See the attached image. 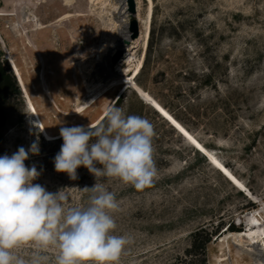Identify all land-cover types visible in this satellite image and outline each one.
Listing matches in <instances>:
<instances>
[{
	"label": "rangeland",
	"instance_id": "obj_1",
	"mask_svg": "<svg viewBox=\"0 0 264 264\" xmlns=\"http://www.w3.org/2000/svg\"><path fill=\"white\" fill-rule=\"evenodd\" d=\"M110 2L116 5H109L113 13L105 18L91 0H78L73 8L63 0H46L40 7L20 1V14L0 16L1 60L17 80L15 63L24 80L22 86L17 80L20 94L7 104L0 156H11L19 147L27 150L38 139L39 154L29 153L24 162L41 173L33 183L49 192L65 188V208L86 206L91 193L82 189L92 187L96 177L83 166L75 180L55 171L53 160L63 144L59 131L96 124L115 105L153 124L157 169L153 184L142 190L118 178H97L118 202L111 212L112 234L129 240L117 264H191L199 258L206 264H264L259 244L229 239V247L224 242L229 231L246 229L251 212L258 211L264 224V0H134L135 13L128 0ZM3 8L0 0V12ZM68 11L74 16L63 19ZM132 19L138 46L132 57L122 50L113 62L115 46L131 45L121 35L130 32ZM129 58L134 66L141 63L136 78L78 112L94 94L92 86L110 80ZM137 88L177 117L242 186L143 100ZM202 228L217 233L205 248L194 249L193 234ZM207 236L202 232L198 245ZM15 254L55 264L58 249L26 242Z\"/></svg>",
	"mask_w": 264,
	"mask_h": 264
},
{
	"label": "clouds",
	"instance_id": "obj_2",
	"mask_svg": "<svg viewBox=\"0 0 264 264\" xmlns=\"http://www.w3.org/2000/svg\"><path fill=\"white\" fill-rule=\"evenodd\" d=\"M104 116L106 123L61 127L63 144L53 160L55 171L73 180L81 166L96 177L92 187L82 189L91 193L86 206L65 208V188L49 192L33 183L41 173L24 162L29 153L39 154L38 139L27 150L19 147L11 156H0V264H42L44 257L26 260L15 254L26 242L58 249L55 264H117L129 240L112 234L111 212L118 202L97 178H118L137 190L151 186L157 177L155 132L148 119L125 115L115 105Z\"/></svg>",
	"mask_w": 264,
	"mask_h": 264
},
{
	"label": "bare ground",
	"instance_id": "obj_3",
	"mask_svg": "<svg viewBox=\"0 0 264 264\" xmlns=\"http://www.w3.org/2000/svg\"><path fill=\"white\" fill-rule=\"evenodd\" d=\"M16 1H17V3H16ZM16 1L13 2L14 3L13 4L11 2V0H3L4 8L1 10L0 16H16V15L20 14L19 13L20 12L19 11V3H20V1L33 2L35 7H40L46 0H16ZM110 1L111 0H101L100 2H98L97 0H91L92 3L94 2V4H98L99 5V8H100V12L99 13H100V16H102L103 18H105V15L109 14V16H110V13H113L112 10L109 9V5H112L114 7L116 5V3H114V2L111 3ZM77 2H78V0H63V5L65 7H68V8H73V7L76 6ZM152 13H153V5L151 3L150 7L148 9V15H147L148 22H149V19L152 16ZM72 16H74L72 14V11H68V12H66L64 14L63 19H68V18H70ZM111 20H113V19H111ZM116 23L117 22L113 21V25L112 26L114 27L116 25ZM148 28H149V26H147L146 29H148ZM130 35H131V33L129 31H127V30H125L123 32V34L121 35L122 39H125V40L127 39L128 41H131V45L130 46H128V45L124 46V44H118L117 46L114 47L113 51L117 50V49H121V50L127 52V53L125 52L126 53L125 57H128V56L132 57V54H133L132 49L138 46L139 39H136L137 37L132 39ZM123 47H125V48L123 49ZM14 66H15V69H14L13 66H12V68H13V70L15 72L17 80L19 81V84L24 83V80H23V77H22V74H21L19 68L17 67V65L15 63H14ZM133 66H134L133 58H129L128 59L127 64H126L125 67H123L122 64L119 63L117 65V67H118V70L116 72L117 74H115L110 80H107V82H105V83H102V82L98 81L99 82L98 84H94V86H92L94 88L92 90L91 89L90 90L94 91V94L92 95L91 94L92 92L90 93L92 97L87 102L81 104L78 107V112H81V111L85 110L90 104H92L93 102H95L98 99H100L101 97H103L105 94H107L113 88H116V87L121 86V85H125L132 78L135 79L136 76L140 73L141 63L139 62L134 67ZM131 70H132V75L129 74V72ZM107 77L108 78L110 77L109 74L107 75ZM137 89H138L137 90L138 94L141 95V98L143 100H145L148 104H150L176 130H178L186 139H188L189 142L195 148H197L202 154H204L209 159V161L212 164L216 163L218 166H220L221 169H224V171L226 170L227 173H229L230 177H232L237 182V184L242 186L240 181L237 179V177L231 171H229L227 169V167L224 166L221 163V161L205 145H203L201 143V141L196 139L191 134V132L173 114H171L160 102H158L154 97H152L150 95V93H147V91L141 90L140 88H137ZM33 108H34V110H36V108L34 106H33ZM34 112H36V111H34ZM169 117L171 119H169ZM177 125H179V127H177ZM181 129H183V131H181ZM43 133H44V130H43ZM43 135L45 136V138H47L45 133ZM188 137H191V139H189ZM48 138L51 139V137H48ZM193 141H195V143H193ZM217 165H215V166H217ZM217 168H219V167H217ZM248 193L250 194V192H248ZM251 196L253 197V195H251ZM257 212L258 211L251 212V213L247 214V216H245V218H246L245 219L246 229L241 230V231H229L228 234H230V235H226V237L224 239V242L226 241L229 247H230L229 239H232V240H234L236 242H240V243L246 242L248 245H253V244L257 243V244H259L261 246V249L264 250V224H260L259 223V218H258ZM226 234H227V232H226ZM256 264H258V263L256 262Z\"/></svg>",
	"mask_w": 264,
	"mask_h": 264
},
{
	"label": "trees",
	"instance_id": "obj_4",
	"mask_svg": "<svg viewBox=\"0 0 264 264\" xmlns=\"http://www.w3.org/2000/svg\"><path fill=\"white\" fill-rule=\"evenodd\" d=\"M15 94L16 95L20 94V89H19L17 80H16L11 68L9 66H7L6 64H4V62L1 60V55H0V128L5 126V124L7 122V113H6L7 104L9 102L10 97L12 95H15ZM121 97H120V99H121ZM120 99H118L117 102ZM104 121H105V119H102L100 122H104ZM59 139H62V137H60ZM230 226L235 228V226L233 224H231ZM202 232L207 233L208 236L205 238V240H203L201 245H198L197 239ZM215 233H217V231L208 232L204 228L196 231L193 234L194 242H193L192 247L194 249H197L200 246L202 248H205L206 244L211 240V237ZM191 264H206V263L204 260L199 258V259L192 260Z\"/></svg>",
	"mask_w": 264,
	"mask_h": 264
},
{
	"label": "water",
	"instance_id": "obj_5",
	"mask_svg": "<svg viewBox=\"0 0 264 264\" xmlns=\"http://www.w3.org/2000/svg\"><path fill=\"white\" fill-rule=\"evenodd\" d=\"M128 4H129V10H130V12H131V13H135L134 0H128ZM130 33H131L130 36H131L132 39L138 37V26H137V22H136V20H134V19H132V21H131ZM124 43H125V44H129V41L126 40ZM121 55H122V50L119 49V50L117 51V53L114 55V57H113V62H117V61L120 59ZM21 85H22V84H21ZM137 92H138V91H137ZM41 130H42V132H43L42 127H41ZM43 134H44V133H43ZM245 192H246V194H248L247 191H245ZM251 198H252V197H251Z\"/></svg>",
	"mask_w": 264,
	"mask_h": 264
},
{
	"label": "snow or ice",
	"instance_id": "obj_6",
	"mask_svg": "<svg viewBox=\"0 0 264 264\" xmlns=\"http://www.w3.org/2000/svg\"><path fill=\"white\" fill-rule=\"evenodd\" d=\"M169 119H171V118L169 117ZM177 127H179V125H177ZM181 131H183V129H181ZM189 139H191V137H189ZM193 143H195V141H193Z\"/></svg>",
	"mask_w": 264,
	"mask_h": 264
}]
</instances>
